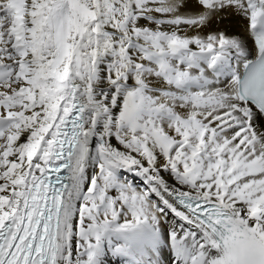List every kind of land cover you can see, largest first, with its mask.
Here are the masks:
<instances>
[{"label":"snow or ice","instance_id":"6c2138e0","mask_svg":"<svg viewBox=\"0 0 264 264\" xmlns=\"http://www.w3.org/2000/svg\"><path fill=\"white\" fill-rule=\"evenodd\" d=\"M108 255L264 264V0H0V264Z\"/></svg>","mask_w":264,"mask_h":264},{"label":"bare ground","instance_id":"6f19581e","mask_svg":"<svg viewBox=\"0 0 264 264\" xmlns=\"http://www.w3.org/2000/svg\"><path fill=\"white\" fill-rule=\"evenodd\" d=\"M166 254V253H165ZM105 264H124L123 260L108 255L105 260Z\"/></svg>","mask_w":264,"mask_h":264}]
</instances>
